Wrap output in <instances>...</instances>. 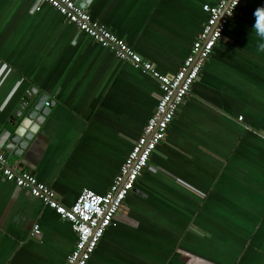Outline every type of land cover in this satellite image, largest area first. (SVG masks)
Here are the masks:
<instances>
[{"label": "crops", "instance_id": "crops-1", "mask_svg": "<svg viewBox=\"0 0 264 264\" xmlns=\"http://www.w3.org/2000/svg\"><path fill=\"white\" fill-rule=\"evenodd\" d=\"M217 2L85 11L171 75ZM30 88L52 105L19 161L65 207L106 193L161 95L48 5L0 0V134ZM74 244L68 222L0 177V264H64ZM87 264H264V0H244Z\"/></svg>", "mask_w": 264, "mask_h": 264}, {"label": "built area", "instance_id": "built-area-1", "mask_svg": "<svg viewBox=\"0 0 264 264\" xmlns=\"http://www.w3.org/2000/svg\"><path fill=\"white\" fill-rule=\"evenodd\" d=\"M54 9L78 32L90 38L114 57L157 81L161 92L156 107L146 122L140 137L132 144L120 170L104 194L83 189L70 207L59 202L57 194L42 184L19 160L8 163L0 151V177L30 195L52 210L62 221L70 224L75 244L64 264H87L95 252L116 214L122 210L125 199L134 190L137 179L147 168L150 157L165 140L169 125L177 110L185 103L211 57L215 47L224 37L230 21L238 13L244 0H218L215 5H205L206 21L189 55L171 75L159 74L154 66L145 61L122 39L80 9L74 0H38ZM48 106V103H45ZM241 120V118H239ZM40 234L39 225L32 227L31 237Z\"/></svg>", "mask_w": 264, "mask_h": 264}, {"label": "water", "instance_id": "water-1", "mask_svg": "<svg viewBox=\"0 0 264 264\" xmlns=\"http://www.w3.org/2000/svg\"><path fill=\"white\" fill-rule=\"evenodd\" d=\"M88 1L75 0V3L85 10ZM35 95L34 88L24 94L9 119L10 128L4 129L0 134V151L6 159L12 156L19 160L22 157L51 109L52 103L47 101L46 95L40 94L34 98ZM45 103H48V106Z\"/></svg>", "mask_w": 264, "mask_h": 264}]
</instances>
